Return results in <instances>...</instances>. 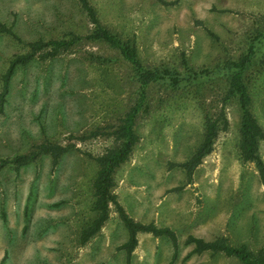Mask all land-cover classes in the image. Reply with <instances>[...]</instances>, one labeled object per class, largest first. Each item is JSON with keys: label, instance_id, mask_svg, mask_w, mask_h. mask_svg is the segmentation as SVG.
Here are the masks:
<instances>
[{"label": "rangeland", "instance_id": "rangeland-1", "mask_svg": "<svg viewBox=\"0 0 264 264\" xmlns=\"http://www.w3.org/2000/svg\"><path fill=\"white\" fill-rule=\"evenodd\" d=\"M88 1L105 29L136 46L145 68H174L183 77L184 59L189 68L206 72L198 85L182 82L177 90L149 85L134 124L139 140L114 173L118 202L140 223L173 228L178 237L173 264H241L210 252L184 259L193 247L185 239L226 237L254 253L264 248V187L254 164L240 156L241 112L236 99L225 97L227 84L219 76L225 64L246 54L255 35H263L244 77L251 112L264 130V0H179L169 7L156 0ZM0 22L22 41L0 36V78L15 56L28 51V43L84 37L93 30L77 0H0ZM44 51L11 78L0 116V163L44 143L75 148L56 168L49 155L17 170L0 166V262L126 264L118 247L128 232L112 206L98 234L85 245L79 237L95 218L98 166L91 157L117 146L112 127L137 104L134 71L102 42L81 39L52 59L43 58ZM221 109L227 125L221 123L212 152L185 185L183 169L169 165L190 158L206 118H218ZM259 154L264 161L263 142ZM180 186V192L166 194ZM139 241L132 264L146 257L163 264L171 257L166 237Z\"/></svg>", "mask_w": 264, "mask_h": 264}, {"label": "trees", "instance_id": "trees-1", "mask_svg": "<svg viewBox=\"0 0 264 264\" xmlns=\"http://www.w3.org/2000/svg\"><path fill=\"white\" fill-rule=\"evenodd\" d=\"M81 9L86 13L93 25V30L87 36L81 37L73 35L71 39H56L43 41L41 39L28 43V51L26 53L15 56L8 64L5 72L1 75L0 88V116L3 113L6 97L10 87V81L17 67L27 64L41 51L43 58H55L61 52L70 48L79 40L84 39L92 42H102L108 44L117 50L120 56L129 63L134 71L137 83V104L121 118H119L117 126L112 127V136L117 146L107 149L105 153L97 157H90L98 166L95 179L92 184L94 202L92 210L95 218L82 229L79 242L85 245L91 238L98 234L109 219L111 206L115 209L121 223L128 232L127 241L118 247L126 254V264H130L131 254L138 244V233L151 234L154 237H166L172 244V257L169 264H173L176 260L178 252V241L176 234L167 227L159 228L154 223L143 224L131 218L118 202L117 195L113 192L115 187L114 173L124 163H126L133 151L135 144L139 140L134 124L135 119L142 108L145 106L147 88L150 84H165L171 90H177L179 84L188 82L189 84L198 85V83L206 76L205 71H199L189 68L186 61L182 60L185 75L182 77L177 69L165 67L145 68L137 55L136 46L130 42H124L112 35L105 29L99 19L93 6L88 0H77ZM160 5L169 7L176 5L179 0H156ZM211 38L216 39L215 35L207 31ZM0 36H7L16 42H22L15 34L12 27L0 22ZM259 38L263 35L258 33L254 36V40L249 43L246 54L238 61H232L225 64L220 72L221 78L226 81L225 97L236 99L241 112L239 125V153L244 162L253 163L258 173L261 185L264 187V161L259 154V144L264 143V130L257 122L251 112V97L248 86L245 81L244 72L251 63V57L256 54ZM221 123L226 126L227 119L221 109L220 116L213 119L207 117L204 123V135L201 143L188 160L183 163H170L169 167H179L185 172L186 183L190 185L193 182V174L195 169L202 163V160L208 156L213 150V144L219 132ZM97 134V133H96ZM92 133V136H96ZM75 148L73 145L62 146L56 143H44L37 147V151H33L26 155H17L12 159L1 160L0 166H14L15 169L24 167L30 162L35 161L41 155H49L52 158V167L56 168L63 155ZM184 186L175 187L166 191L168 193L180 192ZM186 245H192V249L184 257L188 259L192 255H201L205 252L212 254L221 253L226 257H234L241 264H264V248L254 253L250 251L246 245L232 246L226 237H219L212 241H205L202 238L189 235L185 241ZM4 259L0 262L3 264Z\"/></svg>", "mask_w": 264, "mask_h": 264}, {"label": "crops", "instance_id": "crops-1", "mask_svg": "<svg viewBox=\"0 0 264 264\" xmlns=\"http://www.w3.org/2000/svg\"><path fill=\"white\" fill-rule=\"evenodd\" d=\"M258 174V173H257ZM132 218V217H131ZM136 221V220H135ZM138 222V221H137ZM165 227H167V228H170L172 231H173V228L172 227H170V226H165ZM164 228V227H163ZM174 232V231H173ZM175 233V232H174ZM190 235V234H189ZM188 235V236H189ZM144 236H147L148 238L150 237V238H153L154 240H156L157 241V239H158V237H154V236H152L151 234H147V233H138V235H137V240H138V244H137V246L139 245V240H141V239H143V237ZM187 236V237H188ZM192 236H194V237H196L195 235H192ZM177 237V236H176ZM187 237H186V239H187ZM159 238H161V237H159ZM186 239H185V241H186ZM177 241H178V237H177ZM170 242V241H169ZM170 244H171V242H170ZM137 246H136V248H137ZM192 246V245H191ZM135 248V249H136ZM135 249H134V251L132 252V254H131V258H130V264H132V260H134V256H135ZM171 249H172V244H171ZM172 253H173V250H172ZM171 257H172V254H171ZM171 257L168 259V256H167V258H166V261L163 263V264H169V262H170V260H171ZM143 264H146V262H147V264H150V261H149V259L146 257L144 260H143Z\"/></svg>", "mask_w": 264, "mask_h": 264}]
</instances>
